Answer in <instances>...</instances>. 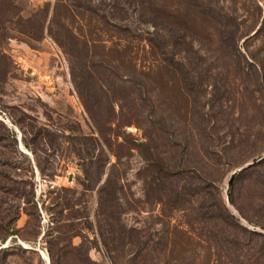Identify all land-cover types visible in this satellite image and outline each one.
<instances>
[{
    "label": "rangeland",
    "instance_id": "374dc122",
    "mask_svg": "<svg viewBox=\"0 0 264 264\" xmlns=\"http://www.w3.org/2000/svg\"><path fill=\"white\" fill-rule=\"evenodd\" d=\"M0 111V264H264V0H0Z\"/></svg>",
    "mask_w": 264,
    "mask_h": 264
},
{
    "label": "trees",
    "instance_id": "16d2710c",
    "mask_svg": "<svg viewBox=\"0 0 264 264\" xmlns=\"http://www.w3.org/2000/svg\"><path fill=\"white\" fill-rule=\"evenodd\" d=\"M147 23L149 22H145L144 25ZM163 61L167 64H170V61L167 59H164ZM141 109L142 111H140L139 117L142 116L144 112L143 106H140V110ZM147 123H150V126H148L144 121L141 126L144 134L143 136L152 142L149 133H152V130L150 129L153 128L154 124L152 121H148ZM157 129L161 131L162 138L164 139V142L161 144L162 148L159 149L153 145L152 149H150L148 145L145 146L144 144H140L137 147H141L147 154V158L144 160L145 166L153 172L151 175H155V177L152 176L151 178L152 182L150 186L156 195V203H162L163 200H165V203L170 207L171 210H182L183 207L190 202L188 197L195 195L193 185L185 183L187 158L186 150L183 148L184 140L183 138L179 137L174 143L178 152L176 154L177 157L175 163L171 165L167 158V148H169V145L167 144V139L165 138V136L167 137L169 135V129L167 128V125H162V128ZM153 133H155L154 130ZM102 191L103 190H101V192ZM114 200L115 196L113 197L112 193L109 202H113ZM206 211L209 213L211 211H216L218 213L217 217L224 222L229 219L223 206H219L218 209H206Z\"/></svg>",
    "mask_w": 264,
    "mask_h": 264
},
{
    "label": "water",
    "instance_id": "95a60500",
    "mask_svg": "<svg viewBox=\"0 0 264 264\" xmlns=\"http://www.w3.org/2000/svg\"><path fill=\"white\" fill-rule=\"evenodd\" d=\"M249 165H251V164H248V165H247V166H245L244 168H247ZM244 168H242V169L238 170V172H240V171H241V170H243ZM234 176H235V173H234V174H232V176L229 178V180H228V182H227V186H229V185L231 184V182H232V180H233Z\"/></svg>",
    "mask_w": 264,
    "mask_h": 264
},
{
    "label": "built area",
    "instance_id": "2783aa9c",
    "mask_svg": "<svg viewBox=\"0 0 264 264\" xmlns=\"http://www.w3.org/2000/svg\"><path fill=\"white\" fill-rule=\"evenodd\" d=\"M0 121L4 122L6 121V116L0 111Z\"/></svg>",
    "mask_w": 264,
    "mask_h": 264
}]
</instances>
